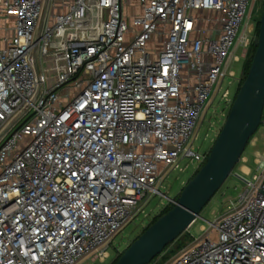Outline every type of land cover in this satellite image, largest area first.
I'll return each mask as SVG.
<instances>
[{
    "label": "built area",
    "instance_id": "1",
    "mask_svg": "<svg viewBox=\"0 0 264 264\" xmlns=\"http://www.w3.org/2000/svg\"><path fill=\"white\" fill-rule=\"evenodd\" d=\"M258 2L0 0V264L105 261L151 194L169 198L171 170L201 167L194 140ZM256 162L214 231L167 264H264V151Z\"/></svg>",
    "mask_w": 264,
    "mask_h": 264
},
{
    "label": "water",
    "instance_id": "2",
    "mask_svg": "<svg viewBox=\"0 0 264 264\" xmlns=\"http://www.w3.org/2000/svg\"><path fill=\"white\" fill-rule=\"evenodd\" d=\"M256 49L207 160L186 183L174 206L152 222L115 264H151L165 247L201 217V212L241 161L264 123V8Z\"/></svg>",
    "mask_w": 264,
    "mask_h": 264
},
{
    "label": "rangeland",
    "instance_id": "3",
    "mask_svg": "<svg viewBox=\"0 0 264 264\" xmlns=\"http://www.w3.org/2000/svg\"><path fill=\"white\" fill-rule=\"evenodd\" d=\"M262 6V3H257L256 8L252 13L254 22H256V18L262 15L264 8V6ZM130 14L132 13L130 12ZM254 32V34H256V30ZM237 53H242V47L238 48ZM244 60L245 58L240 61L232 62L231 69L236 71V77L226 75L223 80L221 91L213 99L212 104L206 111L204 119L201 121L197 137L194 140V150L200 152L211 150L232 105L231 102L223 97V91L225 89H230V96H235L239 87V81L243 76ZM256 136L258 137L257 144L251 145L249 143L244 151L245 156L248 158L247 162L239 161L222 187L203 208L201 212L202 216L199 217L188 230L173 241L164 254L162 253V255L156 260H153L151 264H167L170 260L176 257L187 244H190L194 240V237H200L204 234V230L202 229L203 225L206 226L207 230L214 231L211 222H214L217 217L228 208L232 200L236 201L240 193L247 186V182L240 176V173H243L246 176V179L252 180L255 174L261 172V168L256 162V151H264V123L258 128L255 134V137ZM181 165L182 167H187L184 170L179 168L171 170L164 180L163 187H161L162 192L167 193L169 198L159 193L151 194L145 204V211L140 212L115 235L109 249L110 256L105 261L94 259L92 255H89L81 259L77 264H111L118 254L129 246L134 238L142 232L143 228L147 226V224L165 207V205H167L170 198L175 197L181 191L189 178L200 168L199 162L191 161L190 158L183 159ZM244 165H247L250 168L249 173L243 172ZM213 238H217L215 233L213 234Z\"/></svg>",
    "mask_w": 264,
    "mask_h": 264
},
{
    "label": "trees",
    "instance_id": "4",
    "mask_svg": "<svg viewBox=\"0 0 264 264\" xmlns=\"http://www.w3.org/2000/svg\"><path fill=\"white\" fill-rule=\"evenodd\" d=\"M263 6H264V3H263ZM262 6V7H263ZM260 18H261V15L258 17V18H256V22H255V30H256V35H258V33H259V28H260ZM255 49H256V45L254 44V42L251 44V46L249 47V50H248V53H247V56H246V58H245V60H244V64H243V76H242V78H241V80L239 81V87H240V85H241V83L243 82V80H244V78H245V76H246V74H247V72H248V70H249V68H250V65H251V62H252V58H253V55H254V52H255ZM239 87H238V89H239ZM238 89H237V91H238ZM237 93V92H236ZM263 119H264V115H263ZM253 138V137H252ZM196 173V172H195ZM194 173V174H195ZM194 174H193V176H194ZM192 176V177H193ZM192 177H190L189 178V180L192 178ZM188 180V181H189ZM187 181V182H188ZM184 188V187H183ZM182 188V189H183ZM182 189H181V191H182ZM181 191L175 196V197H173L172 199L173 200H169L168 201V203H167V205H165V207L147 224V226H145L144 228H143V230H142V232L152 223V222H154L156 219H158L163 213H165V212H167L169 209H171L173 206H174V204H175V201H177L178 200V198H179V196H180V194H181ZM141 232V233H142ZM141 233H139L135 238H134V240L141 234ZM133 240V241H134ZM170 244H172V242L171 243H169L166 247H165V249H164V251L162 252L163 254H164V252L166 251V249H168V247L170 246ZM130 245V244H129ZM128 247V246H127ZM126 247V248H127ZM125 248V249H126ZM125 249L123 250V251H121V253H119L118 254V256L115 258V260L111 263V264H115L116 262H117V260L119 259V257L123 254V252L125 251ZM162 253H160L159 255H157L153 260H156L158 257H160L161 255H162Z\"/></svg>",
    "mask_w": 264,
    "mask_h": 264
},
{
    "label": "crops",
    "instance_id": "5",
    "mask_svg": "<svg viewBox=\"0 0 264 264\" xmlns=\"http://www.w3.org/2000/svg\"><path fill=\"white\" fill-rule=\"evenodd\" d=\"M244 168H246V169H247V167H244Z\"/></svg>",
    "mask_w": 264,
    "mask_h": 264
}]
</instances>
